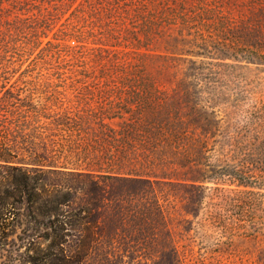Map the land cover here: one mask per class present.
<instances>
[{"label":"trees","instance_id":"obj_1","mask_svg":"<svg viewBox=\"0 0 264 264\" xmlns=\"http://www.w3.org/2000/svg\"><path fill=\"white\" fill-rule=\"evenodd\" d=\"M239 6L0 0V76L31 57L23 71L90 80L75 99L0 97V242L15 234L35 264H183L176 201L210 227L214 198L261 205L264 102L237 68L264 71V0Z\"/></svg>","mask_w":264,"mask_h":264},{"label":"rangeland","instance_id":"obj_2","mask_svg":"<svg viewBox=\"0 0 264 264\" xmlns=\"http://www.w3.org/2000/svg\"><path fill=\"white\" fill-rule=\"evenodd\" d=\"M214 5L231 1L244 5L249 0H207ZM245 9V7H243ZM237 12L236 9H233ZM240 10V9H239ZM143 50V49H141ZM33 56V55H32ZM31 57L15 64L16 70L0 76V97L22 99L25 105L44 102L53 96L62 99H75L81 96L89 84L87 79H72L68 74L45 70L41 66L24 70ZM237 71L253 94L264 102V71L261 66L238 63ZM16 101V100H14ZM243 107H247L244 103ZM264 195V189H260ZM263 203L256 207L220 203L219 198L209 205V209L223 206L225 219L217 227H210L203 221L202 210L197 217L188 215V220L177 216L181 206L176 201L175 217L171 220L172 236L183 264H264V197ZM207 201V199H206ZM206 204V203H205ZM204 212V211H203ZM5 221L24 218L15 213L8 214ZM21 240L15 234L8 235L0 242V264H35L33 258L24 252ZM148 253H151L149 255ZM166 259L160 252L139 251L123 257L122 264H153L154 260ZM96 264H102L97 260Z\"/></svg>","mask_w":264,"mask_h":264}]
</instances>
